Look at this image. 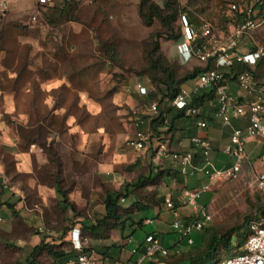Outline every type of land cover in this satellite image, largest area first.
<instances>
[{
    "label": "rangeland",
    "instance_id": "374dc122",
    "mask_svg": "<svg viewBox=\"0 0 264 264\" xmlns=\"http://www.w3.org/2000/svg\"><path fill=\"white\" fill-rule=\"evenodd\" d=\"M66 1H57L55 6L62 9ZM151 1L164 15L171 14L166 10L167 0ZM251 1L177 0L178 14L167 25L154 16L146 22L143 14L149 12L146 8L141 14L142 0H74L68 15L72 21L37 0H11L5 14L0 7V264H27L44 236L49 247L70 250L74 225L91 220L92 211L102 205L108 192L124 190L151 170L159 173L171 167L168 153L155 149L161 142L167 146L172 133L154 141L145 134L154 115L152 107L159 102V80L168 77L152 68L151 53L158 43L154 57L162 55L165 66L183 79L206 64L190 50L185 15L191 14L201 24L197 34L210 28L219 45L231 37L237 23L238 14L230 5L246 8ZM250 33L245 46H264V27ZM258 73L264 77V70ZM196 84L190 80L182 88ZM149 90L153 96L147 99ZM215 104L206 108V114ZM215 111L211 110L213 116ZM139 133L147 136L142 150L130 145ZM191 139L181 130L175 134L176 142L183 140L188 151L194 149ZM211 146L212 157H217L222 148ZM222 161L220 168L229 163L226 157ZM263 171L264 139H252L246 145L241 173L212 183L198 200L212 223L193 233L194 245L181 240L173 229L164 233L166 248L188 253L202 246L210 228L223 235L255 219L264 222V188L256 184ZM194 179L189 177L190 189H194ZM57 181L75 211L60 209ZM159 182L157 189L145 183L137 194L143 200L156 190L158 198L167 195L166 184ZM7 202L14 204L15 213ZM164 204L156 211L172 223ZM182 212L189 214L190 209ZM154 215L150 210L141 216L154 224L144 225L131 243L113 231L109 239L85 236L87 246L118 242L124 245L118 262L127 263L147 232L160 233V221ZM235 246L234 238L220 258L232 257ZM188 257L176 253L169 262L177 264ZM35 260L36 264H53L48 249Z\"/></svg>",
    "mask_w": 264,
    "mask_h": 264
},
{
    "label": "built area",
    "instance_id": "2783aa9c",
    "mask_svg": "<svg viewBox=\"0 0 264 264\" xmlns=\"http://www.w3.org/2000/svg\"><path fill=\"white\" fill-rule=\"evenodd\" d=\"M41 6H55L63 0H37ZM71 1V0H68ZM11 0H2L1 12L5 14L9 9ZM230 10L238 14L237 22L232 27V35L224 42L217 44L215 36L210 28L205 29L202 38L208 40L202 46L197 47L194 56L202 62L214 61L215 69H211L199 76L197 84L192 88H182L181 92L172 101L171 105L177 110H184L188 116L197 117V128L206 130L209 123L203 118L204 111L200 107L191 106L192 98L199 92L218 86L217 109L215 116L224 125L231 126L233 121L243 122V126L234 127L230 142L223 149L224 155L229 159V165L219 167L212 157L211 143L199 136L191 139L193 150L183 153L168 155L175 162L182 175L194 177L202 174L208 182L199 188L188 189L179 198L180 206L176 207L171 198L165 200V208L173 217L171 228L180 235L181 240H187L189 245L195 243L192 235L201 232L212 223L210 213L199 204L198 200L203 194L210 191L212 183L223 178L238 176L246 160V145L252 139H264V77L257 75L259 62L264 58V46L248 47L243 43L250 38L251 31L264 27V0H252L251 6L244 8L241 5L232 4ZM186 40L193 48L198 38L195 29L184 18ZM255 48V49H253ZM241 66V70H235V66ZM219 68L230 69L232 77H236L238 91L234 93L232 87ZM232 70V71H231ZM139 89L145 90L143 87ZM154 114L158 108L152 107ZM147 136L139 133L130 145L137 150L145 147ZM169 152L168 145H161L159 151ZM197 150L201 151V163L195 158ZM256 184L264 188V171L259 174ZM190 209L187 216L182 215V209ZM152 224L153 220H146ZM72 243L75 250L82 253L88 248V242L79 229L72 232ZM142 253L133 249L132 255H137L132 264H166L162 259L167 258L172 252L166 248L157 234L146 236ZM60 264H126L123 262H101L93 255L81 254L75 259ZM215 264H264V225L253 223L250 226L244 253L226 258Z\"/></svg>",
    "mask_w": 264,
    "mask_h": 264
},
{
    "label": "trees",
    "instance_id": "16d2710c",
    "mask_svg": "<svg viewBox=\"0 0 264 264\" xmlns=\"http://www.w3.org/2000/svg\"><path fill=\"white\" fill-rule=\"evenodd\" d=\"M72 1H66L64 3V8L58 9L57 6H47L51 10H55L62 17L68 18ZM177 0H167L166 2V10L170 11V15H164L163 10L151 0H142L141 2V14L147 8L149 14H143L146 22L150 23L152 21V16L160 20L164 25H167L168 22L174 21L176 19V14H178V9L175 8V3ZM70 21L72 18L69 17ZM185 19L187 22L198 31L201 24L197 22L193 18L191 14H186ZM205 43V39L202 38V35L198 34L197 41L195 43V47H200ZM196 48H193V55L195 53ZM160 46L157 43L154 50L151 53V65L152 68L158 70L160 72L165 73L168 77L166 81L159 80L158 83V92L157 95L160 97L159 102L156 104L158 108L157 114H154L149 118V128L145 134L149 135V141H154L155 139L160 140L161 137L167 133H172V138L169 140L168 148L171 147V141L175 139V134L177 131L181 130L182 134L187 138H194L197 136L198 128H197V117L188 116L184 110H177L172 107L171 103L176 98V96L181 92L182 85L190 80L198 81L199 76L211 69H215L214 61L210 60L205 64V67L197 68L194 70L192 74L186 75L183 79H177L176 73L174 70L165 66L164 58L162 55H158L157 58L154 56L159 52ZM255 49V48H253ZM259 71L264 70V58L259 62ZM239 66V65H238ZM241 70L237 68L235 70ZM261 69V70H260ZM221 72L225 74L226 79L230 83L232 87V91L236 93V77H232L230 69L227 68H219ZM238 70V71H239ZM232 71V70H231ZM258 77L261 78V74L257 72ZM217 91L218 86H212L209 89L203 90L197 93L191 100V106L205 108V114L203 118L209 123H213L215 118L213 116V112L216 110L213 108H209L206 114V108L211 107L214 102H217ZM152 91L149 90L148 94L145 98L152 97ZM161 145H166L165 142L158 143V147L155 151L161 147ZM153 148V147H152ZM194 148V146H193ZM174 153H183L182 151H171L169 149L168 155H172ZM202 157L201 151L197 150L195 154V158L199 161ZM168 160L171 163V167L166 170H161L159 173L151 170L149 171V175L145 177H140L136 182L132 184H128L125 186L124 190H120L119 192L112 191L108 192L104 198L102 205H99L98 208L92 211L91 220H83L79 224H75L74 227L79 229L83 236H88L94 240H103L109 239V233L113 231H118L120 238L123 240H128L132 238L136 232L140 229H143L144 222L141 220L140 222L136 221L138 216H144L146 212L156 209H160L159 204L164 202L168 197L174 200L175 206L179 207V195H181L184 191L190 189L189 186V176L182 175L178 165L173 162L170 158ZM160 181L166 184L167 189L169 190L167 195H164L161 198H158V192L156 190L151 197L143 198L137 194V190L141 187H144L145 183L154 185L156 189L161 186L159 184ZM56 190L58 193L59 199V207L61 210L66 211L68 209H72L75 211V207L73 204L69 202L68 196L66 192L61 188L59 181L56 184ZM4 194L6 190L4 189ZM9 209L15 213L14 204L9 202L6 203ZM253 223L263 224L260 219H255L250 221L247 225H244L239 228H234L231 232H227L223 235H219L214 232L213 228H210L208 235L203 237L202 246L197 250L189 251L188 253H182L179 251L180 255H189L186 261H180L177 264H215L223 259L220 258L221 252L227 251L230 249L231 244L235 238V253L233 256L244 253V248L250 234V226ZM246 227V228H245ZM245 229V230H244ZM155 232L146 233V236L150 234H154ZM72 234V233H71ZM235 234L234 237L231 235ZM48 237L44 236L41 240V243L33 248L32 252L27 257V264H36V257L40 251L44 249H48L51 257L53 258V264H60L68 262L72 259L77 258L81 254L93 255L101 262H118L121 258L122 251L124 249V245L117 243H113L111 245H102L94 248H86L82 253L72 247L70 250H57L55 247H49L48 244L45 243ZM70 243V242H69ZM144 242L141 241L138 245L137 252L142 253L144 248ZM195 244V243H194ZM193 244V245H194ZM204 249V251H203ZM241 250V251H239ZM203 251L200 255L196 252ZM176 253H172L167 258H163L162 260L166 262V264H171L169 262V258ZM137 255H131V258L128 260L126 264H132L134 258Z\"/></svg>",
    "mask_w": 264,
    "mask_h": 264
},
{
    "label": "crops",
    "instance_id": "0c3cea01",
    "mask_svg": "<svg viewBox=\"0 0 264 264\" xmlns=\"http://www.w3.org/2000/svg\"><path fill=\"white\" fill-rule=\"evenodd\" d=\"M186 88H192L191 86H187ZM236 92L238 91L237 87L235 88ZM216 106V109H217V103L215 104ZM216 113V111H215ZM214 118H215V121L211 124H209V128L206 129V130H200L198 129V132H197V136L199 137H202L206 140H208L212 145L213 147H217L218 150H220V148H222L221 150V153L218 154V156H214L213 159L215 161V163L217 164V166L221 165L222 164V159L225 158L226 156L224 155L223 153V149L225 148V146L230 142V138H231V135H232V130L234 127H239V126H243V122L241 121H233L232 125L231 126H224L215 116L214 114ZM169 145V144H168ZM171 150H175V151H182V152H186L188 150H185V146L183 144V140L180 141V142H176V140H172L171 141ZM227 158V157H226ZM229 165L226 164V165H223L224 166H227ZM194 181L192 183V187L193 188H198L199 186H201L205 180L204 177H202V174H197L196 176H194ZM169 198V197H168ZM155 212V219L156 220H159V230H160V233H157L155 232V234H157V236L159 237V239L162 241L163 245L166 247L165 245V242H164V233L165 234H169L172 232V228H171V224L170 221L165 218V217H161L159 216V212H157L156 210L154 211ZM166 214H169V216H171V214L166 210L165 212ZM186 212H182V215L183 216H187L188 214H185ZM159 216V219H157V217ZM141 220H143L144 222V225H149L146 223V220H148L147 218H142L141 216H138L136 218V221L137 222H140ZM154 222V221H153ZM154 223L150 224V225H153ZM133 238V237H132ZM132 238L129 239V242L131 243L132 241ZM145 239V238H144ZM144 239L142 240L144 242ZM129 243L126 244V246L128 247ZM169 250H171L172 252H174L175 250L173 249H170L168 247Z\"/></svg>",
    "mask_w": 264,
    "mask_h": 264
}]
</instances>
